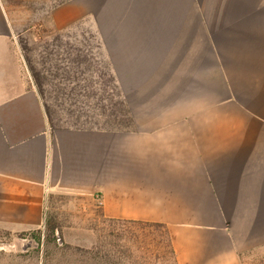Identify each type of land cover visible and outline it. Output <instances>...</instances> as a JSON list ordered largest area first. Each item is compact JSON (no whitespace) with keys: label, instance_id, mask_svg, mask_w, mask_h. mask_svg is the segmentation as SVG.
<instances>
[{"label":"crops","instance_id":"obj_1","mask_svg":"<svg viewBox=\"0 0 264 264\" xmlns=\"http://www.w3.org/2000/svg\"><path fill=\"white\" fill-rule=\"evenodd\" d=\"M52 25L99 39L130 125L55 127L0 0V226L46 199L106 223L159 224L175 264H242L264 246V0H65Z\"/></svg>","mask_w":264,"mask_h":264},{"label":"rangeland","instance_id":"obj_2","mask_svg":"<svg viewBox=\"0 0 264 264\" xmlns=\"http://www.w3.org/2000/svg\"><path fill=\"white\" fill-rule=\"evenodd\" d=\"M65 0H1L12 19L17 46L31 82L36 74L37 90L53 126H97L107 114L109 104L116 105V87L110 65L104 57L93 30L83 22L57 28L51 10ZM121 100L119 99L118 102ZM126 111V112H125ZM110 112H108L109 114ZM115 117L129 126L126 104L119 105ZM109 121L113 119L108 118ZM115 120V119H114ZM57 226L56 248L48 249L26 233L13 234L0 226V264H96L78 260L70 252L57 250L63 245L92 247L100 238L110 255L101 264H175L167 231L160 225L106 223L99 205L69 193H54L46 199L45 220ZM10 234H8V232ZM242 264H263L264 246L241 256Z\"/></svg>","mask_w":264,"mask_h":264},{"label":"trees","instance_id":"obj_3","mask_svg":"<svg viewBox=\"0 0 264 264\" xmlns=\"http://www.w3.org/2000/svg\"><path fill=\"white\" fill-rule=\"evenodd\" d=\"M30 71H32L31 73H32V79L34 80V83H35L34 85L36 87H38L37 89L39 90L40 84L38 83L36 74L33 73V70H30ZM115 104L116 105L109 104L111 107L110 109H109V106L107 105V107H106L107 114L104 115V117L107 120H109L108 118L116 120L115 117L117 116V114L115 115V113H114L115 109L117 112V108L119 107V105L121 107H123L122 102H118V103L116 102ZM108 112H110V113L108 114ZM46 113H47V110H46ZM128 122L130 125V118H128ZM100 217H101V214H100ZM152 225H159V224H152ZM57 229L58 228L55 225V223L52 221V219L48 218L45 220L43 240L42 241H41L42 231L40 228H36L33 230H29V231L14 232L13 234H18V236H24V235H26V233H28L30 235L31 239L37 244V248H39L40 245L44 246L45 249L43 252H44V260H45L49 256L48 255V253H49L48 249L51 246L56 248L54 234H55ZM10 232H8V234H10ZM100 238L92 247H89V248H86V247H73V248H71L68 245H63L61 248H57V250H62L64 252L65 251L70 252L71 255L78 257L79 258L78 260H80V261L92 260V261L96 262V264H101L103 262V260L105 258L107 259V256L110 255V251L106 250L103 242L100 241ZM171 252H172V248H171ZM172 254H173V252H172Z\"/></svg>","mask_w":264,"mask_h":264}]
</instances>
